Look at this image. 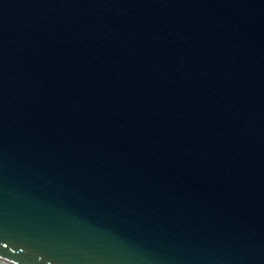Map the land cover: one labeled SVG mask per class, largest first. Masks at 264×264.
Masks as SVG:
<instances>
[{"label": "water", "instance_id": "1", "mask_svg": "<svg viewBox=\"0 0 264 264\" xmlns=\"http://www.w3.org/2000/svg\"><path fill=\"white\" fill-rule=\"evenodd\" d=\"M0 258L264 264V0H0Z\"/></svg>", "mask_w": 264, "mask_h": 264}, {"label": "built area", "instance_id": "2", "mask_svg": "<svg viewBox=\"0 0 264 264\" xmlns=\"http://www.w3.org/2000/svg\"><path fill=\"white\" fill-rule=\"evenodd\" d=\"M0 264H11L9 261L0 258Z\"/></svg>", "mask_w": 264, "mask_h": 264}, {"label": "bare ground", "instance_id": "3", "mask_svg": "<svg viewBox=\"0 0 264 264\" xmlns=\"http://www.w3.org/2000/svg\"><path fill=\"white\" fill-rule=\"evenodd\" d=\"M5 260V259H4ZM6 261H8V260H6ZM11 264H17V263H15V262H12V261H9Z\"/></svg>", "mask_w": 264, "mask_h": 264}]
</instances>
